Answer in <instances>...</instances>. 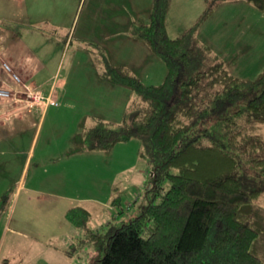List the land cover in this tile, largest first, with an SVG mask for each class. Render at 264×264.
I'll use <instances>...</instances> for the list:
<instances>
[{"label":"trees","instance_id":"obj_1","mask_svg":"<svg viewBox=\"0 0 264 264\" xmlns=\"http://www.w3.org/2000/svg\"><path fill=\"white\" fill-rule=\"evenodd\" d=\"M221 1L209 0L174 38L170 0H152L148 21L132 24L130 34L167 65L159 84L110 63L97 44L86 46L101 58L102 76L134 95L120 122L94 118L82 129L83 147L109 151L135 138L139 156L151 163L147 203L130 220L93 229L85 205L66 210L73 230H84L97 247L108 240L90 264H264V66L242 78L194 35ZM249 2L264 10V0ZM8 197L9 190L0 196V217Z\"/></svg>","mask_w":264,"mask_h":264},{"label":"rangeland","instance_id":"obj_2","mask_svg":"<svg viewBox=\"0 0 264 264\" xmlns=\"http://www.w3.org/2000/svg\"><path fill=\"white\" fill-rule=\"evenodd\" d=\"M133 1V5L126 4L124 8L120 4L114 5L113 10H118L121 18L113 20H120L122 27L128 26L132 21L131 9L138 14L136 19L140 23L141 16L151 8L152 0H147L144 6V0ZM250 3L248 0H222L212 15L199 25L194 33L202 46L210 48L212 58L222 60L232 73L246 79L256 77L264 66V13L250 7ZM174 4L167 22L168 34L173 38L192 26L209 2L174 0ZM5 5L3 9H6ZM90 9L89 0H76L74 7L71 11L67 10L63 20L67 28L61 30L49 24H43L41 28L47 31L48 38L54 36L62 39L69 28L72 31L78 28L79 33L83 31L87 36H94L102 14L95 18ZM246 10L247 14H255L249 18L245 16ZM4 17L0 14V28L4 34L9 35L8 30L24 33L25 24L12 16L8 19ZM143 18V22L148 21L147 16ZM103 19L106 20V17ZM111 23L110 21L109 26L108 22L102 23V26L105 25L107 31L109 28L113 31L115 25L112 27ZM89 26L92 28L89 29ZM126 36L128 35L123 28L118 33L114 30L107 43L112 52L118 55L119 51L129 50L131 57L127 56L128 59L123 60L133 61L135 52L132 45L125 44ZM24 41L26 42L25 38ZM77 44L76 40L65 50L58 47L55 59H51L52 62L57 59L61 61L60 80L66 77L70 69H74L73 63L77 57H84L80 56L82 54L89 56L88 61L95 62V65L87 67L88 70L101 71L102 74V60L97 57L95 50L91 47H86L88 51L77 50ZM72 50L78 53L75 57L72 56ZM152 56L153 59L143 58L145 65L142 68L144 71L148 68L150 75L152 74L146 83L159 84L166 76L167 65L159 56ZM136 57L140 58V54ZM122 58L123 56L119 55L117 59ZM75 71L63 89L69 93L63 100L72 107L76 98L75 92L86 90L85 84L79 82L80 70ZM86 72V69L82 68L81 74ZM101 78L107 84H113L104 77ZM54 82L55 88L63 87L58 85L57 80H51L46 87L52 86ZM125 90L126 93L120 96L108 92V101L101 100L95 107L92 104L97 100H93L85 127L93 123L92 115H104L107 119L120 122L134 95L131 89ZM57 98L54 96L55 104L48 105L38 116H34L35 125L27 131L28 140L19 143L18 150L21 153L14 155L16 161L11 155L7 159L11 158L13 162L9 164L6 159L9 155H0V158H3L0 160V196L9 190L8 198L11 200L9 209L6 208L0 217V264H90L98 250L103 252L108 240L104 238L97 247L87 239L84 230H73L66 217L68 207L78 203L85 205L92 214L89 226L100 229L111 220L119 223L130 220L138 214L140 207L147 203L144 192L150 179L151 163L148 158L139 156L142 143L133 138L128 142L117 143L109 151L85 150L82 144V130H74V111L67 106L60 107L62 103L59 96ZM82 108L87 110L86 106ZM168 185L167 183L166 186ZM19 193H26L32 200L16 205L15 198ZM64 196L72 200H65ZM117 196L120 201L114 206L111 204L112 199ZM260 202L264 204V195L261 196ZM262 238L264 240V235ZM262 246L264 249V242Z\"/></svg>","mask_w":264,"mask_h":264},{"label":"crops","instance_id":"obj_3","mask_svg":"<svg viewBox=\"0 0 264 264\" xmlns=\"http://www.w3.org/2000/svg\"><path fill=\"white\" fill-rule=\"evenodd\" d=\"M76 0H1L0 1V13L4 17V19H8L11 16L15 18L18 22L25 24L24 33L23 31L17 30H8L9 35L4 34L2 28H0V88H6L17 91L15 94L13 93L11 97L4 98L0 96V155L7 156V158L13 156V160H15L14 155L21 153L18 150L19 143L22 141L28 140L27 131L30 130L35 124L34 116H38L41 111H44L39 105H30L28 96L25 92L24 83L29 85L30 87H38L45 92H53L55 98L59 96L62 106H67V108L72 109L74 112L72 114L75 116V128L74 130L79 132L81 131L86 124V120L89 118V108L92 104L93 100H97L96 103L92 105L95 107L101 100L108 101L109 96L108 92L114 93L116 96L123 95L125 89L127 87L114 86L113 84L109 85L106 82L102 81L101 71H90L87 67L95 65V62L88 61V57L85 54L77 57L75 62L73 63L74 69H70L69 73L63 80H60V66L61 61L52 62L51 59H55L57 54L58 47L62 49H66L71 47L74 42L77 40V44L79 49H86L88 44H97L100 46L106 53L110 63L122 65L128 67L133 73L139 76L143 81H147L148 78L151 77V71L147 68L146 71L143 70V66L145 65L144 57H149L153 59L156 55L147 44L138 39L134 38L130 34V28L133 23H139L137 21V13L134 9H131V22L128 26L123 25L120 26V20L114 21L113 19L121 18V15L118 13V10H113L115 4L122 5L124 8L127 5L131 6L135 3L133 0H89L90 12L94 13V17L101 15L100 22L98 24V31L92 36L89 34L88 36L84 34L82 31L79 33L78 28L72 31L69 28L67 34L62 39L57 38H48V33L46 30L41 28L43 24H49L57 29H65L67 28V24L64 23V17H66V12L71 11L74 7V2ZM145 3H142L144 6L147 0H144ZM209 2V0H206ZM249 2V0H248ZM250 3V2H249ZM252 3V2H251ZM250 3V4H251ZM6 4V5H5ZM249 4V5H250ZM6 6V9H3V6ZM175 7L174 0H170V7L168 17ZM250 7H254L256 10V6L252 3ZM144 8V7H143ZM252 9V8H249ZM150 8L147 9V13L144 15L149 19ZM264 13V10L261 11ZM137 14V15H136ZM148 14V15H147ZM255 12L252 14H247V10L245 12V16L251 18ZM141 16V21L143 22V17ZM106 17V20L103 18ZM143 18V19H142ZM110 21L111 25H115L113 31H107L105 25L102 26V23L106 24L108 22V26ZM146 22V21H145ZM168 22V19H167ZM123 24V23H122ZM92 26H89L91 29ZM116 28V29H115ZM123 28L124 32L128 36L127 43L130 46H133L135 54V60L133 61H124L123 59H128L127 56L131 57V53L129 50L119 51V55H122L123 58L117 59L119 55L117 53H113L111 50V46L107 43L109 37L114 34V30L116 33L119 32ZM168 30V29H167ZM52 34V33H51ZM65 34V33H64ZM26 39V42H23V39ZM82 43V44H80ZM88 51V50H87ZM140 54V58L136 57L137 54ZM72 56L75 57V50H72ZM118 55V56H117ZM148 55V56H146ZM115 60V61H114ZM4 62H7L12 70L19 74L23 79V83L17 82L13 79L12 74L6 70L4 67ZM54 66V67H52ZM52 67V68H50ZM82 68L86 69V74L82 75ZM79 69V82L84 83L86 86V90L84 92L76 91L74 97L73 107L69 106V103L66 104L63 98H66L69 93L68 91H63L65 84L69 82V77L73 76L76 73L75 70ZM51 80H57L58 85L63 87L62 90L55 88V83L52 86L46 87ZM45 86V87H44ZM68 87V85H67ZM78 87V86H76ZM75 87V88H76ZM126 93V92H125ZM59 94V95H58ZM128 94V92H127ZM130 96V92H129ZM112 97V95H111ZM58 99V98H57ZM89 101H88V100ZM59 100V99H58ZM60 102V101H59ZM58 102V103H59ZM90 102V103H88ZM57 103V104H58ZM86 106V109L82 107ZM125 112V111H124ZM95 114V113H94ZM124 115V113H123ZM93 119L101 118L109 121H113L104 117V115H92ZM123 118V117H122ZM121 118V119H122ZM83 126V127H82ZM85 149V148H84ZM87 150V149H85ZM88 151V150H87ZM3 158H0V160ZM1 162V161H0ZM7 162L11 164L12 159H7ZM30 188V187H29ZM65 200H72L68 196L63 197ZM16 205L24 204L27 201H31L32 198L30 196L22 193L16 195ZM113 200V199H112ZM75 205V204H74ZM72 206V205H71ZM69 208V207H68ZM58 237V236H57ZM74 247V246H72ZM75 249V247L73 248ZM77 254V251H75Z\"/></svg>","mask_w":264,"mask_h":264},{"label":"built area","instance_id":"obj_4","mask_svg":"<svg viewBox=\"0 0 264 264\" xmlns=\"http://www.w3.org/2000/svg\"><path fill=\"white\" fill-rule=\"evenodd\" d=\"M4 67L6 68L8 72L12 74L13 79H15L19 83H23L22 82L23 79L21 78V76L17 74L16 72H14L11 66L7 62H4ZM24 87H25V92L28 96L30 105H39L43 109H45L48 105L55 104L52 91L45 92L38 87L33 88V87H30L29 85H26L25 83H24ZM16 92L17 91L15 90L13 91L11 89L0 88V96L4 98H9L12 96L13 93L15 94Z\"/></svg>","mask_w":264,"mask_h":264}]
</instances>
